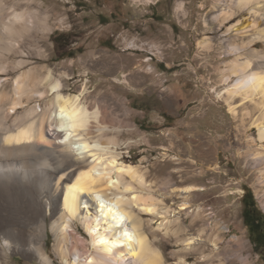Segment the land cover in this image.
Instances as JSON below:
<instances>
[{
	"label": "rangeland",
	"instance_id": "obj_1",
	"mask_svg": "<svg viewBox=\"0 0 264 264\" xmlns=\"http://www.w3.org/2000/svg\"><path fill=\"white\" fill-rule=\"evenodd\" d=\"M40 1L53 29L49 41L42 42L43 55L28 56L26 67L69 73L63 77L67 88L75 93L85 89L87 98L104 108L105 123L112 124L121 142V161L141 167L157 195L168 185L198 187L189 194L191 213L178 214L186 217L180 236L157 229L161 219L144 215L151 235L158 233L167 262L179 264L187 254L194 264H244L228 260L242 240L251 263L264 264V250L250 238L242 215L249 190V200L254 197L264 212V168L252 162L264 151L251 123L258 112L252 103L232 112L230 103L238 104L240 98L229 102L225 93L237 78L234 60L264 53V37H257L263 33L264 17L255 16L261 20L258 28L238 36L231 26L239 18L249 23L255 17L251 4L241 9L237 0ZM236 44L238 52L231 46ZM162 197L172 205V215L178 213L183 197ZM50 226L45 250L54 264H64L55 253ZM75 228L79 243L68 246L74 243L88 252L89 233L81 224ZM5 232L13 242L14 229H0ZM15 232L26 245L28 229ZM217 234L222 237L217 248L224 247L221 257L212 251ZM186 235L196 238L190 252L182 250ZM0 264L45 263L24 249L0 246Z\"/></svg>",
	"mask_w": 264,
	"mask_h": 264
},
{
	"label": "bare ground",
	"instance_id": "obj_2",
	"mask_svg": "<svg viewBox=\"0 0 264 264\" xmlns=\"http://www.w3.org/2000/svg\"><path fill=\"white\" fill-rule=\"evenodd\" d=\"M250 4L253 16L262 19L264 0H237L241 9ZM41 9L40 0H0V229H14L13 242L10 234H0V246L7 250L15 246L54 264L45 250L50 222L55 253L64 264H171L157 242L158 233L151 235L146 228L144 215L161 219L157 229L180 236L186 217L178 214L191 213L189 194L198 187L168 185L157 195L141 167L121 161V142L113 135L112 124L105 123L104 108L93 104L85 89L75 93L67 88L63 77L69 73L26 67L28 56L43 55L42 42L49 41L53 29L50 13ZM256 17L249 23L239 18L230 30L243 36L258 28L261 20ZM259 32L257 37H264V30ZM231 46L237 52L241 49ZM259 53L245 60L237 56L232 70L237 78L225 93L229 102L240 98V103H230L232 112L247 103L255 106L258 115L251 123L264 148V53ZM253 159L255 166L264 168V151ZM178 191L187 195L179 196L180 212L172 215V205L162 196L179 199ZM78 224L91 237L88 252L74 244ZM15 229H28L26 245L17 239ZM181 239L184 252L195 247L194 235ZM220 240L217 234L214 256L223 254L224 247L217 248ZM69 242H74L73 248ZM235 244L228 260L252 264L242 240ZM187 257L182 255L179 264H194Z\"/></svg>",
	"mask_w": 264,
	"mask_h": 264
},
{
	"label": "trees",
	"instance_id": "obj_3",
	"mask_svg": "<svg viewBox=\"0 0 264 264\" xmlns=\"http://www.w3.org/2000/svg\"><path fill=\"white\" fill-rule=\"evenodd\" d=\"M252 191L249 190L243 198V220L248 227L250 238L256 246L264 250V212L257 206L255 198L249 200Z\"/></svg>",
	"mask_w": 264,
	"mask_h": 264
},
{
	"label": "snow or ice",
	"instance_id": "obj_4",
	"mask_svg": "<svg viewBox=\"0 0 264 264\" xmlns=\"http://www.w3.org/2000/svg\"><path fill=\"white\" fill-rule=\"evenodd\" d=\"M148 211H151V209H148ZM101 243L103 244V243H106V241H101Z\"/></svg>",
	"mask_w": 264,
	"mask_h": 264
}]
</instances>
